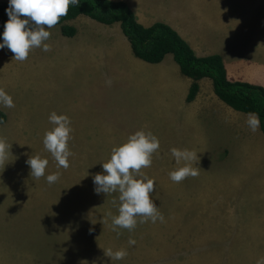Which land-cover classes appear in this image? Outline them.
Listing matches in <instances>:
<instances>
[{"label": "rangeland", "instance_id": "rangeland-1", "mask_svg": "<svg viewBox=\"0 0 264 264\" xmlns=\"http://www.w3.org/2000/svg\"><path fill=\"white\" fill-rule=\"evenodd\" d=\"M134 1L145 15L142 24L157 20L189 28L199 17V7L194 10L191 2L211 10L214 22L225 20L227 11L228 17L240 15L243 8L241 0ZM66 23L77 34L66 37L59 25L48 29V52L34 48L20 62L7 48L0 50V88L15 105H0V141L8 146L7 158L0 162V264H257L264 259V155L236 150L221 158L223 145L231 149L240 141L219 126L220 108L215 105L155 103L149 84L162 73L156 71L179 75L189 81V89L191 79L180 72L172 54L161 67L134 55L120 23L107 25L85 15ZM237 24L244 23L237 18ZM212 31L219 45L226 30L211 23L208 36ZM236 32L240 44L242 38L247 44L255 42L251 35L243 36L246 31ZM206 81L211 79L203 82V91ZM175 86L173 81L172 96L179 93ZM157 96H166L165 89ZM52 112L71 121L67 169L58 167L43 145L53 127L48 119ZM137 131L151 132L160 142L151 166L135 178L156 182L150 199L165 219L140 223L138 218L133 230L113 231L119 193L97 195L93 177L103 173L102 163L109 161L112 149ZM254 140V147L264 144L260 136ZM172 148L197 153L191 163L196 176L179 183L170 179V172L185 166L176 163ZM37 155L49 161L45 176L59 173L56 183L31 177L26 161ZM233 223L241 224L242 231H220ZM130 239L136 244L129 245ZM108 249L126 250L127 255L113 261L105 255Z\"/></svg>", "mask_w": 264, "mask_h": 264}, {"label": "clouds", "instance_id": "clouds-1", "mask_svg": "<svg viewBox=\"0 0 264 264\" xmlns=\"http://www.w3.org/2000/svg\"><path fill=\"white\" fill-rule=\"evenodd\" d=\"M80 0H8L5 9L8 20L4 24V31L0 39V50L7 48L14 54L13 59L23 62L34 48H42L44 52L50 51L46 41L50 38V31L59 22L61 17L68 14L69 7H79ZM47 26V29L45 28ZM0 105L6 108L15 107L12 97L0 88ZM52 129L47 131L43 138L44 148L51 153L57 166L67 169L70 167L69 157L72 155L68 147L71 138V121L67 115H49ZM249 129L255 133L260 127V118L257 113H249L246 121ZM160 147L159 139L151 132L137 131L130 135L127 142L112 149L108 162L102 163L103 173L93 177L94 192L99 195L119 193V214L112 218L113 231L117 228L133 230L138 222L145 223L157 221L163 223L164 216L150 199V193L155 191L156 182L148 179L135 178L140 175L142 168L152 164V155ZM8 146L0 141V162L7 158ZM171 154L177 164L185 162V166L169 173L173 182L179 183L189 176H196L197 170L191 163L197 159V153L187 149H171ZM30 175L35 179L45 177L47 183L52 185L59 180V173L45 176L49 161L39 155L31 156L27 161ZM115 203V201H114ZM91 231V229H90ZM135 240H129V245H135ZM111 260H122L126 250L113 252L105 251ZM257 264H264V259Z\"/></svg>", "mask_w": 264, "mask_h": 264}, {"label": "crops", "instance_id": "crops-1", "mask_svg": "<svg viewBox=\"0 0 264 264\" xmlns=\"http://www.w3.org/2000/svg\"><path fill=\"white\" fill-rule=\"evenodd\" d=\"M123 1H126L134 9L138 17V20L142 22V20H144L145 18V15L143 12H141V10L137 9L138 3L135 2L134 0H123ZM238 1L239 0H230L229 3L238 2ZM240 5L243 7L240 15L234 12L231 17H228L227 15L228 11H227L225 20L219 18L216 20V22H214L215 14H213L211 10H209L208 12L205 10L204 11L200 10L201 6L199 5V3L191 2L190 7L193 8L194 10H196L197 6L199 7V11H196V14L199 15V17L197 22L193 24V27L189 28L185 25L182 26L174 25L171 27L175 29L191 45V47L194 49V51L198 56H208L216 53L220 54L223 57L227 69L228 77L231 80L246 81L253 84H259L264 87V0H241ZM210 6H212V2L210 3ZM233 17H235V22ZM237 18H239V21L243 22L244 24L243 25L237 24ZM155 22H162V21L156 20L152 24H154ZM211 23H214L217 26V29L219 30L222 29L226 30L222 33V37L219 45L217 44V40L215 38L217 34H214L212 31L211 35L208 36L207 27L210 26ZM230 23H232L231 27H229ZM152 24L148 25L143 23V25L145 26H151ZM169 24L170 23H168V25ZM194 28L196 29L197 32H195ZM249 28H251L250 32L247 31ZM254 29L257 30V32H253ZM232 30H236L240 32L246 31L243 34V36L245 37L246 34L251 35L252 37H254L255 42L247 44L242 38L243 45L240 44L236 40L237 34L239 33ZM66 37H70V36H66ZM63 42L68 46L70 45V41L68 38L64 39ZM113 44L115 45V43ZM89 46L91 47L93 46V44H89ZM254 47L256 48L260 47V50L255 51ZM83 48L85 51L87 50L85 49V47ZM246 55L253 57V62H250L249 58ZM167 56L164 58L163 61L155 64L161 67L163 66V64L166 65V63L164 62L165 60H167L168 58ZM170 65H172V68L176 70V67L173 65V63H170ZM159 72L162 73L155 78H151L154 79L155 81H150L151 83L149 84L151 88V92L155 97V101H156L155 103H157L158 105L164 103L165 105L168 106L170 104L172 107V103H177L179 105H185V106H188L190 104L191 105L196 104L198 107H211L215 105L217 108H220L219 121L221 123L219 124V126H222V130L226 134H228V136L232 138V140L238 139L240 141L239 145H237L236 147H232L231 149L226 144L223 145V148L220 151L223 154L221 158L227 156L229 152L231 153V155H233L236 150L237 152L239 151V154L242 151L252 152L255 150V151H259L260 153L253 152L252 153L253 155L255 154H259L260 156L264 155L263 143L260 142L259 147L257 146L254 147L255 145L254 136H260L264 142V137H262V135L260 134V130L253 133L249 129L246 123L248 116H240L237 113L238 111L236 109L232 108L227 103H225L227 104V106L224 105V103H222L224 101L218 97L215 91H212V84H213L212 80L206 81L208 89L203 91L202 84L203 82H205V80L208 77L201 79L199 81L200 90L196 98L192 101H188V95L192 84V79L190 78L191 81L188 89L189 81L187 80L182 81L179 75H173L171 72L163 69H161L160 71H156L154 73H159ZM173 81H175V85H176L175 89L179 91V93H177L174 96H172ZM160 89H165L166 96L163 97L157 96V92ZM261 158H264V156H261ZM234 164L235 166L237 165L236 162H234ZM261 168H264V166H262ZM210 205L211 204H206V206H210ZM241 227H242L241 224L233 223L231 225L225 226L224 228H221L220 231H232V230L242 231ZM229 252L231 251L229 250ZM241 252L243 251H234V253H241Z\"/></svg>", "mask_w": 264, "mask_h": 264}, {"label": "trees", "instance_id": "trees-1", "mask_svg": "<svg viewBox=\"0 0 264 264\" xmlns=\"http://www.w3.org/2000/svg\"><path fill=\"white\" fill-rule=\"evenodd\" d=\"M7 7L8 1L0 2V36L8 20L5 12ZM80 15L103 24L120 23L134 55L147 62L159 63L168 54H172L181 73L192 79L188 101L196 98L200 90L199 81L210 78L215 93L225 103L237 111L259 115L260 127L264 133V87L246 81L231 80L220 54L198 56L191 45L170 25L155 22L151 26H145L140 23L135 11L123 0H80L79 7L70 6L68 14L61 17L57 24L63 35L71 37L77 33V28L66 22ZM3 117L0 112L1 122Z\"/></svg>", "mask_w": 264, "mask_h": 264}]
</instances>
